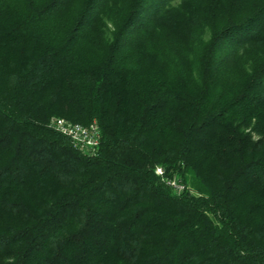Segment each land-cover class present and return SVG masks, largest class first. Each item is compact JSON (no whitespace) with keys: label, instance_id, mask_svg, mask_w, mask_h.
Instances as JSON below:
<instances>
[{"label":"trees","instance_id":"obj_1","mask_svg":"<svg viewBox=\"0 0 264 264\" xmlns=\"http://www.w3.org/2000/svg\"><path fill=\"white\" fill-rule=\"evenodd\" d=\"M182 1L0 0V264H264V0Z\"/></svg>","mask_w":264,"mask_h":264},{"label":"built area","instance_id":"obj_2","mask_svg":"<svg viewBox=\"0 0 264 264\" xmlns=\"http://www.w3.org/2000/svg\"><path fill=\"white\" fill-rule=\"evenodd\" d=\"M52 123L59 133L67 136L80 150L87 151L89 154L96 152L100 142L99 128L96 124L83 126L64 119H54ZM157 174L162 175L163 171L158 169ZM168 185L179 193L185 190V186L180 182L170 181Z\"/></svg>","mask_w":264,"mask_h":264},{"label":"rangeland","instance_id":"obj_3","mask_svg":"<svg viewBox=\"0 0 264 264\" xmlns=\"http://www.w3.org/2000/svg\"><path fill=\"white\" fill-rule=\"evenodd\" d=\"M195 2H197L198 0H194ZM183 4V1L182 0H178L177 2V5H182ZM220 24V21L218 22H215V24ZM192 21H188L187 23L184 24L183 26V29L184 31L187 33V36H193L195 34H199L201 31L198 30V27H195L192 29ZM260 49L262 51H264V43L260 46ZM256 54V53H255ZM254 55V54H253ZM239 62V61H238ZM241 62H239V64H234V67L232 70H231V73H230V77H229V82L230 81H233L235 83V81H241V79L243 78L245 80V77H247L244 73V62H242L243 65H240ZM65 120V119H64ZM67 121V120H66ZM69 122V121H68ZM94 124V123H93ZM84 126V125H83ZM253 137L255 140H258V136L253 134ZM263 146V145H262Z\"/></svg>","mask_w":264,"mask_h":264}]
</instances>
